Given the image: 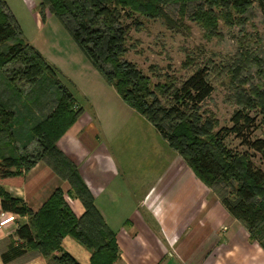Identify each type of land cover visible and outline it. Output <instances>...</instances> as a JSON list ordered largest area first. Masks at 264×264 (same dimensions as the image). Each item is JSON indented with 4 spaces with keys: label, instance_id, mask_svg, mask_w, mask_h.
I'll use <instances>...</instances> for the list:
<instances>
[{
    "label": "trees",
    "instance_id": "trees-1",
    "mask_svg": "<svg viewBox=\"0 0 264 264\" xmlns=\"http://www.w3.org/2000/svg\"><path fill=\"white\" fill-rule=\"evenodd\" d=\"M40 1L42 16L49 11L63 23L121 98L154 125L197 177L217 193L229 213L246 226L251 240L264 249V170L253 160L260 156L264 163V138L255 137L259 122L252 114L254 97L264 99V94L254 85L249 91L239 89V109L232 117V127L218 130L216 123L200 115L201 107L215 91L209 81L210 69L203 67L174 90L165 106L151 91L148 79L125 59L128 29L123 25L125 17L140 15L179 29L191 14L204 29H213L223 15L232 20L234 15L243 16L254 9L264 15V0ZM171 6L177 8L181 19L169 13ZM246 52L241 57L245 67H264L263 59ZM23 103L26 116L24 113L19 118L17 110ZM261 106L264 108V104ZM82 112L57 72L25 43L6 1L0 0L1 208L6 213L29 217V224L19 227L8 250L1 255L4 264L29 252L44 256L48 264H80L62 247L68 236L91 252V264H116L120 259L116 235L96 208L76 166L58 149V142ZM32 115L38 122L33 128H24L32 137L21 147L18 126L24 131L22 123L31 125ZM232 136L247 151L231 150L227 140ZM41 162L63 177L71 186L69 194L84 203L86 213L82 218L69 206L63 189H58L38 213L6 190L7 186H22L28 172Z\"/></svg>",
    "mask_w": 264,
    "mask_h": 264
},
{
    "label": "rangeland",
    "instance_id": "rangeland-1",
    "mask_svg": "<svg viewBox=\"0 0 264 264\" xmlns=\"http://www.w3.org/2000/svg\"><path fill=\"white\" fill-rule=\"evenodd\" d=\"M4 1L25 43L38 51L57 72L61 83L101 129V138L108 141L104 132H115L111 148L120 170L123 169L122 180L130 183L128 190L141 196L146 181L151 187L161 176L166 185L173 176L172 160L178 154L157 129L121 98L55 15L47 11V15L42 16L40 0ZM168 10L174 18H182L175 6ZM191 16L185 17L179 29H171L159 19L140 15L131 19L125 17L123 25L128 29L125 59L148 79L151 91L165 106L177 87L198 69L208 67L209 81L215 91L201 107L200 115L216 123L217 129L231 128L232 117L239 109L237 91H249L254 85L264 94V67L252 64L247 68L241 61L247 50L264 61V15L256 9L243 16L234 15L232 20L223 15L218 27L207 30ZM246 81L249 84H242ZM254 102L252 114L259 122L255 137L264 138V108L261 106L264 99L255 96ZM30 121L31 125L22 123V128H33L38 119L32 115ZM21 132H24L21 139L32 137L27 130ZM227 146L235 152L247 151L234 136L227 140ZM253 160L264 170L260 156ZM133 182L145 183L137 188ZM213 193L217 199V193Z\"/></svg>",
    "mask_w": 264,
    "mask_h": 264
},
{
    "label": "crops",
    "instance_id": "crops-1",
    "mask_svg": "<svg viewBox=\"0 0 264 264\" xmlns=\"http://www.w3.org/2000/svg\"><path fill=\"white\" fill-rule=\"evenodd\" d=\"M76 102L83 112L58 142V149L76 166L96 208L116 235L120 248L116 264H264V249L251 240L246 226L229 213L220 199H214L213 191L178 152L170 167L174 168L173 176L166 185L161 176L151 187L146 181L141 196L128 190L130 183L122 180L123 169L120 170L111 148L115 132L103 131L109 140L101 138V129ZM25 107L23 103L18 108L19 118L24 113L26 116ZM17 131H21L19 126ZM30 139L31 136L19 138L20 146L25 147ZM141 183L145 182L132 185L139 188ZM58 189L66 192L69 206L82 218L86 213L84 203L75 194H69L70 184L44 162L28 172L22 186L6 187L13 198L23 201L34 213ZM221 206L225 209H220ZM8 214L2 210L0 198V218ZM27 224L28 216H18L17 223L0 235V264H4L1 255L8 250L16 231ZM62 247L78 263L91 264V252L72 237L64 238ZM10 264H48V261L29 252Z\"/></svg>",
    "mask_w": 264,
    "mask_h": 264
},
{
    "label": "built area",
    "instance_id": "built-area-1",
    "mask_svg": "<svg viewBox=\"0 0 264 264\" xmlns=\"http://www.w3.org/2000/svg\"><path fill=\"white\" fill-rule=\"evenodd\" d=\"M17 221L18 216L11 213L3 218H0V235L5 231L8 226L17 223Z\"/></svg>",
    "mask_w": 264,
    "mask_h": 264
}]
</instances>
